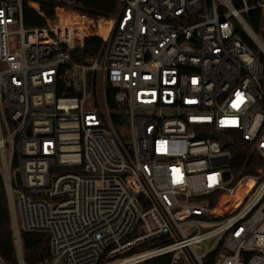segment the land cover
<instances>
[{
	"label": "built area",
	"instance_id": "obj_1",
	"mask_svg": "<svg viewBox=\"0 0 264 264\" xmlns=\"http://www.w3.org/2000/svg\"><path fill=\"white\" fill-rule=\"evenodd\" d=\"M44 1L37 19L0 0L15 264L21 232L47 235L46 264H264V62L243 39L264 56L244 20L264 0H118L109 18ZM243 146L259 164L237 175Z\"/></svg>",
	"mask_w": 264,
	"mask_h": 264
},
{
	"label": "trees",
	"instance_id": "obj_2",
	"mask_svg": "<svg viewBox=\"0 0 264 264\" xmlns=\"http://www.w3.org/2000/svg\"><path fill=\"white\" fill-rule=\"evenodd\" d=\"M25 17L31 14L34 18L39 17L28 7V2L36 1L39 9L46 16L50 15V5L44 0H21ZM73 6L79 12L92 18H109L114 16L119 10L118 0H76ZM244 20L250 29L259 36L264 45V19L258 9L250 11L244 15ZM244 41L256 52L259 53L264 62V56L259 52L256 44L247 36H243ZM101 41L96 38L85 40L84 46L71 51V57L76 62H86L89 58L99 52ZM261 160V159H260ZM259 162L254 163L248 148L235 147L233 149L230 168L235 174L250 173ZM22 256L25 264H46L49 260L48 237L41 232H21L20 233ZM0 258L5 264H15V250L10 230L8 210L6 206L5 192L0 177ZM169 256L161 255L148 259L138 264H168Z\"/></svg>",
	"mask_w": 264,
	"mask_h": 264
},
{
	"label": "water",
	"instance_id": "obj_3",
	"mask_svg": "<svg viewBox=\"0 0 264 264\" xmlns=\"http://www.w3.org/2000/svg\"><path fill=\"white\" fill-rule=\"evenodd\" d=\"M258 45L264 50V45L261 43V41L257 38Z\"/></svg>",
	"mask_w": 264,
	"mask_h": 264
},
{
	"label": "rangeland",
	"instance_id": "obj_4",
	"mask_svg": "<svg viewBox=\"0 0 264 264\" xmlns=\"http://www.w3.org/2000/svg\"><path fill=\"white\" fill-rule=\"evenodd\" d=\"M263 89H264V87H263ZM186 232L188 231L187 229H184Z\"/></svg>",
	"mask_w": 264,
	"mask_h": 264
},
{
	"label": "snow or ice",
	"instance_id": "obj_5",
	"mask_svg": "<svg viewBox=\"0 0 264 264\" xmlns=\"http://www.w3.org/2000/svg\"><path fill=\"white\" fill-rule=\"evenodd\" d=\"M237 106V105H234V107Z\"/></svg>",
	"mask_w": 264,
	"mask_h": 264
}]
</instances>
